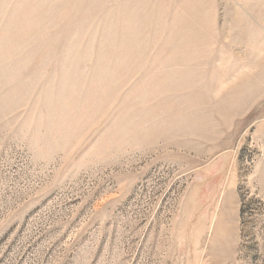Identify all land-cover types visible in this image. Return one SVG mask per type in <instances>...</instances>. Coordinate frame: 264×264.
Wrapping results in <instances>:
<instances>
[{"label":"rangeland","instance_id":"rangeland-1","mask_svg":"<svg viewBox=\"0 0 264 264\" xmlns=\"http://www.w3.org/2000/svg\"><path fill=\"white\" fill-rule=\"evenodd\" d=\"M0 264H264V0H0Z\"/></svg>","mask_w":264,"mask_h":264}]
</instances>
